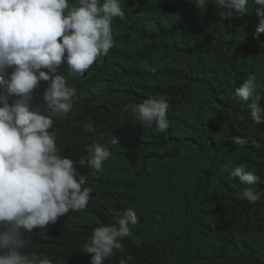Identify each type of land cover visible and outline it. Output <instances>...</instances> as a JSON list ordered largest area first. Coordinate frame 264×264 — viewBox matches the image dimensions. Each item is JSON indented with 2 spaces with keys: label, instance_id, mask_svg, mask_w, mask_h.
I'll return each mask as SVG.
<instances>
[{
  "label": "clouds",
  "instance_id": "clouds-1",
  "mask_svg": "<svg viewBox=\"0 0 264 264\" xmlns=\"http://www.w3.org/2000/svg\"><path fill=\"white\" fill-rule=\"evenodd\" d=\"M188 3L199 16L193 22L189 13H154L146 0H0V264H64L30 249L25 232L45 229L70 210L106 197L120 206L82 251L91 254V264H148L146 256L133 254L145 235L144 213L168 202L173 188L184 183L180 169L146 165L107 181L80 169L96 174L107 161L140 155L147 147L158 159L171 160L181 158L186 146L192 148L188 155L200 151L171 127L169 100L135 96L138 79L154 76L135 52L141 42L157 59L179 42L192 54L202 55L209 46L221 54L223 26L217 20L246 27L234 53L248 77L241 81L238 69L232 97L248 103L255 123L264 122L255 76L264 80V0ZM168 17L174 26L157 31ZM209 97L211 106L226 104L219 89ZM240 126L226 121L219 128L218 139L229 140L224 149L247 143ZM230 176L244 185L238 199L260 200L252 186L258 177L245 165ZM240 211L239 205L231 222Z\"/></svg>",
  "mask_w": 264,
  "mask_h": 264
},
{
  "label": "trees",
  "instance_id": "trees-1",
  "mask_svg": "<svg viewBox=\"0 0 264 264\" xmlns=\"http://www.w3.org/2000/svg\"><path fill=\"white\" fill-rule=\"evenodd\" d=\"M146 6L154 13L179 18L189 13L192 22L199 17L190 10L188 0H146ZM217 22L223 26L221 54L214 46H209L202 55L192 54L184 42H179L157 59L145 42L135 47L140 60L150 66L154 75L138 79L135 96H164L169 100L171 127L198 143L200 151L195 156L188 155L192 148L186 146L181 158L171 160L158 159L152 154V147H147L140 155L107 161L96 174L80 166L88 176L105 181L116 173L139 171L146 165L155 167L164 163L180 169L184 183L173 188L168 202L154 203V209L144 213L147 220L140 230L145 235L133 254L146 256L148 264H264V122L255 123L248 103L232 97L238 69L243 73L241 81L248 77L247 69L240 68L241 61L238 64L234 53L247 28L228 19ZM174 23L168 17L156 30L171 28ZM259 56L256 54V58ZM255 76L264 109V80ZM211 89H219L227 105L211 106ZM226 121L241 123L240 135L247 141L245 145L224 149L229 140L218 139V132ZM230 163L232 169L225 170V165ZM241 164L258 177L252 185L260 193L258 202L249 203L237 197L244 185L239 177L230 176V172ZM239 205L237 221L231 222ZM119 206L110 197L92 199L82 211L70 210L45 229L25 232L32 244L30 249L57 263L91 264V254L84 253L81 247L90 240L96 227L111 224V215ZM119 257L117 253L111 258Z\"/></svg>",
  "mask_w": 264,
  "mask_h": 264
}]
</instances>
